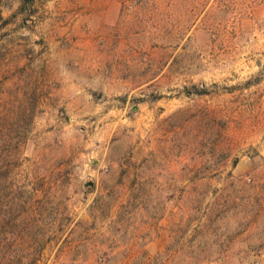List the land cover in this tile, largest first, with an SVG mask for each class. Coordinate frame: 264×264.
Returning <instances> with one entry per match:
<instances>
[{
    "label": "rangeland",
    "instance_id": "obj_1",
    "mask_svg": "<svg viewBox=\"0 0 264 264\" xmlns=\"http://www.w3.org/2000/svg\"><path fill=\"white\" fill-rule=\"evenodd\" d=\"M0 264H264V0H0Z\"/></svg>",
    "mask_w": 264,
    "mask_h": 264
},
{
    "label": "trees",
    "instance_id": "obj_2",
    "mask_svg": "<svg viewBox=\"0 0 264 264\" xmlns=\"http://www.w3.org/2000/svg\"><path fill=\"white\" fill-rule=\"evenodd\" d=\"M29 1V0H28Z\"/></svg>",
    "mask_w": 264,
    "mask_h": 264
}]
</instances>
